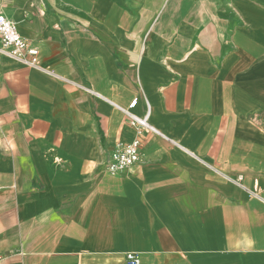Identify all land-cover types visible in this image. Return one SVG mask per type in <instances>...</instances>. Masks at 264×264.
Masks as SVG:
<instances>
[{
	"label": "crops",
	"instance_id": "crops-1",
	"mask_svg": "<svg viewBox=\"0 0 264 264\" xmlns=\"http://www.w3.org/2000/svg\"><path fill=\"white\" fill-rule=\"evenodd\" d=\"M0 13L39 49L0 45L1 264H264V0ZM123 110L155 131L110 172Z\"/></svg>",
	"mask_w": 264,
	"mask_h": 264
},
{
	"label": "built area",
	"instance_id": "built-area-1",
	"mask_svg": "<svg viewBox=\"0 0 264 264\" xmlns=\"http://www.w3.org/2000/svg\"><path fill=\"white\" fill-rule=\"evenodd\" d=\"M0 45L13 58L24 61L27 65L35 66L38 63L39 49L37 46L23 38L16 30L13 22L0 13ZM128 124L134 129L135 136L129 143L118 144L110 154L107 167L110 172H117L128 168L140 159V146L142 134L153 132L154 128L147 121V114L136 116L128 110H123ZM241 176L238 180H241ZM132 257H129L131 259ZM2 257L0 256V264Z\"/></svg>",
	"mask_w": 264,
	"mask_h": 264
}]
</instances>
